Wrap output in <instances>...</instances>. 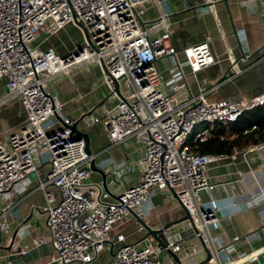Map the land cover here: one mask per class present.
Here are the masks:
<instances>
[{
  "label": "built area",
  "instance_id": "2783aa9c",
  "mask_svg": "<svg viewBox=\"0 0 264 264\" xmlns=\"http://www.w3.org/2000/svg\"><path fill=\"white\" fill-rule=\"evenodd\" d=\"M140 3L0 0V79L5 80L0 107L19 102L26 112V121L9 132L8 140L0 138V197L5 193L16 196L24 180L39 179L40 162L48 164L47 176L39 183L46 194L53 246L50 261L45 264L91 262L106 247L114 225L133 217L131 210L143 218L157 188L171 196L174 190L189 210L196 235L213 250L209 264H224V254L234 248L231 242L212 247L209 234V226L218 225L228 207L216 199L219 183L209 178L210 164L225 154L198 153L191 142L205 140L210 134L211 128L195 132L198 128L236 121L244 111L264 104V94L236 101L209 97L222 83L232 81L237 72L185 98L164 91V83L181 89L179 80L184 76L180 64L175 63L170 68L172 78L165 82L155 65L157 59L173 58L176 52L170 44L173 30L169 13L162 11L156 20L144 21ZM71 21L82 23L88 33L89 40L85 39L82 47L61 55L53 47L43 50L34 45L40 33L53 34ZM209 41L185 49L182 64H189L193 71L215 64ZM101 61L109 72L105 71L103 84L119 101L101 114H86L85 123L103 125L107 148L130 140L145 146L144 156L138 161L142 166L139 182L112 201H104L101 185L91 180V161L96 155L87 151L86 138L74 133L75 121L63 114L64 103L54 90L57 77L80 67L90 70L91 64ZM114 79L119 80L126 100L116 93ZM259 144L248 150L259 148ZM238 152L233 148L234 155ZM49 187L55 188L59 197ZM229 206L238 209L236 203ZM6 213L0 210L1 224ZM140 229L145 230L142 224ZM165 233V245L150 236L144 238V244L129 243L124 234H118L121 244L112 264H165L166 251H184L194 264L192 256L197 248L185 251L184 242L178 241L170 228ZM46 241L47 237L41 235L34 244L38 247ZM246 262L264 264L255 253Z\"/></svg>",
  "mask_w": 264,
  "mask_h": 264
},
{
  "label": "crops",
  "instance_id": "0c3cea01",
  "mask_svg": "<svg viewBox=\"0 0 264 264\" xmlns=\"http://www.w3.org/2000/svg\"><path fill=\"white\" fill-rule=\"evenodd\" d=\"M139 9L142 19L147 22L156 20L162 11L169 13L173 30L170 44L176 52L173 58L157 59L155 65L163 74L165 82L172 78L170 68L175 63L180 64L184 76L179 80L181 89L164 83V91L185 98L207 90L226 74L237 72L232 81L222 83L209 93V97L236 101L264 94V0H141ZM70 28L77 31L74 37L69 36ZM40 37L47 41L40 43ZM205 40H210L216 63L193 71L189 64H182L185 49ZM80 44H85V36L73 21L53 34L40 33L34 41L35 46L43 50L53 47L61 55L68 54ZM104 73L105 69L100 63L91 64L90 70L87 67L77 68L57 77L54 90L64 103L63 114L78 122V129L88 134L90 149L96 155V165L107 173L110 191L103 188L101 173L92 171L91 180L101 185L102 199L112 201L120 192L139 182L142 166L138 161L144 156L145 146L130 140L107 148L103 125L85 123L86 114H101L119 101L118 97L109 96L110 89L103 84ZM2 81L5 80L0 79ZM3 94L4 88L0 97ZM15 103L19 106L9 111V117L12 116L16 123L7 126L0 120L1 139L26 121L23 106L19 102ZM5 108L7 111L9 107ZM215 126L205 125L196 132L208 127L211 133ZM259 145L254 150L248 149L255 144L240 148L236 155L230 152L210 164L209 178L219 183L214 192L216 199L223 206H228L224 207L219 224L209 226L212 247H221L223 242H231L234 246L227 256L224 254V264H250L246 260L252 253L259 254L260 259L264 260V142ZM48 170V164L40 162L39 179L24 180L16 196L5 193L0 197V210L7 211L4 224L0 223V264H45L50 261L53 246L47 226V200L45 191L39 188ZM48 189L59 197L55 188ZM203 198L208 199L206 193H203ZM231 203H236L238 209L229 206ZM183 214L175 197L157 188L143 219L153 228L159 229L181 218ZM170 229L178 241L184 242L185 251H189L192 246L197 248L198 251L192 256L193 263L206 259L202 240L189 221L176 223ZM146 232L140 229V222L134 217L117 222L110 232L106 247L86 264H112L113 252L121 244L117 240L118 234H124L126 242L144 244ZM41 235H45L47 241L37 247L34 239ZM160 237L166 241L165 232ZM150 238L159 243L155 236L151 235ZM177 254L184 264L192 263L184 251ZM163 258L165 264H177L172 251L164 252ZM68 264L85 263L73 261Z\"/></svg>",
  "mask_w": 264,
  "mask_h": 264
},
{
  "label": "trees",
  "instance_id": "16d2710c",
  "mask_svg": "<svg viewBox=\"0 0 264 264\" xmlns=\"http://www.w3.org/2000/svg\"><path fill=\"white\" fill-rule=\"evenodd\" d=\"M215 125L205 140L191 142L196 152L229 154L233 148L264 142V104L244 111L236 121Z\"/></svg>",
  "mask_w": 264,
  "mask_h": 264
},
{
  "label": "water",
  "instance_id": "95a60500",
  "mask_svg": "<svg viewBox=\"0 0 264 264\" xmlns=\"http://www.w3.org/2000/svg\"><path fill=\"white\" fill-rule=\"evenodd\" d=\"M76 23H77L78 26L81 28V30H82V32H83V34H84V36H85V39L89 40L88 33H87L85 27L83 26V24H82V23H78V22H76ZM83 45H84V44H80L79 47H82ZM101 64H102L103 68L105 69L106 73H109V72H108V69H107V65H106V63H105L104 61H101ZM224 78H225V77H224ZM224 78H222L219 82L223 81ZM114 82H115V84H116V86H115V91H116V93L118 94V96H119L122 100H126L125 96H123V94H122L121 91H120V83H119V80H118V79H114ZM109 96L112 97V96H113V92H110ZM73 130H74V133H75L76 135L83 136V137L86 138V140H87V151H88L89 153H92V150L90 149V146H89V136H88L87 133H84V132H82V131H80V130L78 129V122H75V124H74V126H73ZM91 169H92V171H94V172L96 171V172H99V173L102 174V176H103V188H104L106 191H110L109 188H108V185H107V173H106L103 169L99 168V167L96 165L95 159H93V160L91 161ZM101 188H102V187H101ZM171 191H172L173 196L175 197V199H176V200L179 202V204L181 205V208H182L184 214H183V216H181V218H179V219H177V220H175V221H173V222L167 223V224H165L163 227H161V228H159V229H156V228H153L152 226H150V225H149V224H148V223H147L142 217H140V216L137 214V212H135L134 210H131V213H132L133 217L136 218V219L140 222V224H142V225L144 226L145 230L147 231L145 237H148V236L153 235V236H155V237L159 240V242H160L161 244H163V245H165V241L160 237V234H162L163 232H165V230L169 229L172 225H174V224H176V223H180V222H182V221H189V222L192 224L193 228L197 231V227H196V225H195L194 222H193V218H192V216L190 215L189 210H188V209L182 204V202L180 201V198H179L178 194H177L176 192H174V190H172V189H171ZM115 199H119V197L116 196ZM200 238H201V240H202V243H203L204 249H205V251H206V253H207V257H206V259H205L203 262H200V263H194V264H207V263H209V261L213 258V250H212V248H211V247H210V246H209V245L203 240L202 237H200ZM113 254H115V251L113 252ZM174 256H175V259H176V263H177V264H184L183 260L181 259V257H180L178 254H175V253H174Z\"/></svg>",
  "mask_w": 264,
  "mask_h": 264
},
{
  "label": "rangeland",
  "instance_id": "374dc122",
  "mask_svg": "<svg viewBox=\"0 0 264 264\" xmlns=\"http://www.w3.org/2000/svg\"><path fill=\"white\" fill-rule=\"evenodd\" d=\"M68 32H69V36L71 37H74L76 34H77V31L75 30V29H68ZM65 38H67V34H65V36H64ZM82 37V36H81ZM64 38V39H65ZM81 40H83V37H82V39ZM40 43H44V42H46L47 40L46 39H44V38H41L40 37V39L38 40ZM3 88H4V82L2 81V82H0V95H1V93H2V90H3ZM19 106V104L18 103H7V104H3L1 107H0V120H2L3 122H4V124H6L7 126L10 124V126L12 125V124H14V123H16V121H15V119L14 118H12V116H10L9 117V111H12L13 109H15L16 107H18ZM5 107H9L8 108V110L6 111V108ZM5 117H7V118H9V120H6V118ZM12 118V119H11ZM209 125H212V124H209ZM9 126V127H10ZM18 127V126H17ZM16 127V128H17ZM206 128H203L202 130H205ZM2 139H4V140H8V135L6 136H4V138H2Z\"/></svg>",
  "mask_w": 264,
  "mask_h": 264
}]
</instances>
